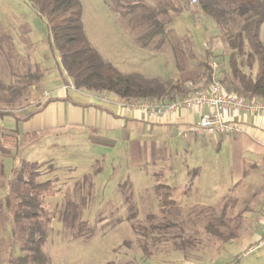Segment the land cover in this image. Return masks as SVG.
Wrapping results in <instances>:
<instances>
[{
  "label": "rangeland",
  "instance_id": "1",
  "mask_svg": "<svg viewBox=\"0 0 264 264\" xmlns=\"http://www.w3.org/2000/svg\"><path fill=\"white\" fill-rule=\"evenodd\" d=\"M79 1L81 19L90 43L104 60L123 74L135 73L144 78L160 77L172 80L182 74L184 78H190L184 83V87L190 89L189 94H192L202 85V82H195V79L200 74L198 63L203 59L205 49L215 55L217 63L226 64V59L223 61L221 55L225 44L221 36L216 37V25L203 15L198 4L192 6L187 0H178L184 8L175 16L165 0H146L155 8L167 7V14L161 18L175 16L173 22L166 26L178 36L174 54L168 43L157 51L142 47L137 40L139 32L131 27L129 16L123 17L113 11L109 0ZM172 2L176 6L177 0ZM0 32L9 36H0V85L5 86V90L0 88V108L14 106L16 109L13 112L18 116L33 95H36L35 90L40 87V80L26 86V74H44L46 70L55 69L56 63L59 64L58 54L51 45L45 19L28 0H0ZM257 32L259 40L264 43V21ZM184 37L191 39L189 45L184 42ZM190 52L193 53L192 57L188 55ZM43 78L44 75L42 80ZM9 85L14 86L15 90L26 86L27 91L22 95L27 97L26 101L22 100L23 102L15 105L7 104L6 99L11 94L7 88ZM184 96H177L174 100ZM12 118L14 120L11 116L0 118V144L3 143L8 148H13L14 145L11 130L7 127L13 124ZM16 126L18 127L17 124ZM2 132L7 134L1 138ZM45 140L41 138L20 148L17 156L28 162H36L45 154L47 156L48 150L52 149L44 146ZM74 147H64L66 154L77 152L78 149ZM82 149L85 153L87 146ZM84 160L86 159L80 161ZM13 161L8 155L3 159V172L6 176ZM193 162L194 158L189 157L184 164L190 167ZM164 164L165 162L158 165L161 167ZM100 167V163H97L87 175L93 188L91 194L83 198L79 218L86 221L87 225L79 232L70 227L69 214L72 206L68 199L80 203L76 187L85 172L50 169L49 175L38 178L40 182L53 177L57 179L54 183L57 193L43 198L37 218L40 229L46 235L41 249L48 257L49 264H221L215 254L219 252L218 245L223 237L212 235L206 229L209 221L217 226V220L213 219L211 213L200 214L197 211L198 206L191 203V200L186 204L162 206L155 192V185L160 180L153 181L145 166L130 171H118L105 180L103 177L106 174L101 176L97 173ZM192 190L195 193V188ZM182 192L190 195L188 187H183ZM170 195H173L171 190L168 197ZM4 196L5 188H0V264H8L7 259L22 253L20 245L24 239L19 225L11 223L12 209L16 207L18 199H14L11 194V205L5 208L2 205ZM149 214H153L154 218L148 217ZM162 222L167 225L170 223L171 227L160 229ZM153 226L157 230L153 231ZM212 230L213 227L211 232ZM241 253L236 261L239 264H264V247L254 249L244 258ZM233 261L225 264H236Z\"/></svg>",
  "mask_w": 264,
  "mask_h": 264
},
{
  "label": "crops",
  "instance_id": "2",
  "mask_svg": "<svg viewBox=\"0 0 264 264\" xmlns=\"http://www.w3.org/2000/svg\"><path fill=\"white\" fill-rule=\"evenodd\" d=\"M44 77L36 95L7 126L17 131L18 152L43 138L52 150L36 162L84 174L100 163L97 173L106 174L104 180L145 166L153 181L170 188L174 203L191 200L200 214L213 215L218 234L229 237L220 240L218 263L239 264L238 255L264 232V114L226 110L223 117L232 119L236 129L210 134L194 129L199 114L209 112L207 106L163 114L140 108L120 113L118 98L75 88L58 63ZM67 146L78 151L66 154ZM189 157L194 158L190 167L184 164Z\"/></svg>",
  "mask_w": 264,
  "mask_h": 264
},
{
  "label": "trees",
  "instance_id": "3",
  "mask_svg": "<svg viewBox=\"0 0 264 264\" xmlns=\"http://www.w3.org/2000/svg\"><path fill=\"white\" fill-rule=\"evenodd\" d=\"M197 1L203 15L216 25L218 29L216 37L221 36L225 44L221 55L223 61L226 59V64L217 63L215 55L209 49H205L202 54L203 59L198 63L200 74L195 79V82H202V85L195 92L201 91L200 89L204 90L215 74L227 93L246 99L263 100L264 43L259 40L257 31L259 25L264 21V0ZM28 2L45 19L51 45L59 57V65L75 88L111 93L124 102L160 99L161 97L164 98L161 99L162 101L170 102L177 96H184L191 92L190 89L184 87V83L190 78H184L182 74L175 80L160 77L144 78L135 73L123 74L110 62L104 60L86 35L81 19L79 0H28ZM165 3L175 12V16L184 8L178 0L176 6L172 0H165ZM109 5L119 15L129 16L131 27L139 32L137 40L142 47L157 51L168 43L175 54L178 36L170 28H166L173 22L175 16L161 18L167 14L166 6L155 8L149 5L146 0H109ZM0 36L1 38L9 37L8 34L1 32ZM189 40L191 41L188 37H184V42L187 45H189ZM188 55L192 57L193 53L190 52ZM26 75L28 77L26 76L25 84L29 86L41 80L44 74L28 72ZM26 86L16 90L14 86H7L11 92L9 98L6 99L7 104L15 105L22 100L26 101L27 97H22L27 91ZM0 88L3 90L5 86L1 84ZM13 107L0 108V118L13 117V110L16 109ZM6 134L7 132H2L1 138ZM10 135L14 138L13 148H8L3 143L0 144V188H5L2 205L5 208L11 205L9 199L11 194L14 199H18L16 207L12 209L11 223L19 225L18 227L24 233V239L20 245L22 253L16 257H10L7 262L8 264H49L48 257L41 249L46 235L40 229L37 218L40 215V202H43V198L48 194L55 195L57 193L54 185L57 179L53 177L40 182L38 178L49 175V170H54L55 167L51 163L28 162L19 159L17 156L19 146L17 131L11 130ZM7 155L14 161L6 176L3 172V159ZM87 175L81 176L82 181L77 182L76 189L80 203L68 199L69 205L72 206V212L69 214L70 227L77 232L87 225L86 221H81L79 218L81 206L84 203L83 198L91 194L93 188L92 181L88 180ZM169 191L170 188L167 185L162 183L155 185V192L162 206L174 203L168 197ZM162 212L160 211V213ZM148 217L154 218V215L149 214ZM170 225V223L167 225L162 222L160 229L169 228ZM215 227L210 221L206 225L207 231L212 235L223 237L218 234ZM155 228L156 226H153L152 230H157ZM227 238L223 237L222 240L225 241Z\"/></svg>",
  "mask_w": 264,
  "mask_h": 264
},
{
  "label": "built area",
  "instance_id": "4",
  "mask_svg": "<svg viewBox=\"0 0 264 264\" xmlns=\"http://www.w3.org/2000/svg\"><path fill=\"white\" fill-rule=\"evenodd\" d=\"M187 1L192 6L198 3L197 0ZM202 106H207L209 112L199 114L194 129L198 131H207L210 134H227L236 129L237 124L232 119H225L223 117L222 113L226 110L242 114H264V100L257 98L246 99L238 95L227 93L215 74H213L211 82L204 90L187 94L179 100L164 102L160 99H151L138 102L121 101L118 104L120 113L140 108L150 114H163L175 111L179 108L195 110ZM259 247H264V232L257 242L246 247L242 251V257L247 256L250 252Z\"/></svg>",
  "mask_w": 264,
  "mask_h": 264
}]
</instances>
